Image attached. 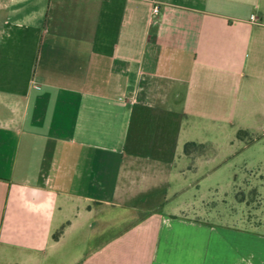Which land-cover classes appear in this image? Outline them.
<instances>
[{
	"label": "crops",
	"instance_id": "obj_1",
	"mask_svg": "<svg viewBox=\"0 0 264 264\" xmlns=\"http://www.w3.org/2000/svg\"><path fill=\"white\" fill-rule=\"evenodd\" d=\"M157 1L0 0V264H264V0Z\"/></svg>",
	"mask_w": 264,
	"mask_h": 264
},
{
	"label": "rangeland",
	"instance_id": "obj_2",
	"mask_svg": "<svg viewBox=\"0 0 264 264\" xmlns=\"http://www.w3.org/2000/svg\"><path fill=\"white\" fill-rule=\"evenodd\" d=\"M235 165L236 171L233 174H236L237 184L239 185L242 184V181L244 180L243 177L245 175V172L243 170H239L242 163L240 165L235 162ZM211 181H214V183L204 181L201 184V198L205 201L201 204L202 207H204L207 216H209V218L214 221H222L231 224L233 223L237 226H247V222L242 220V216L246 215L247 217L248 215V211H246L245 209L246 205H243L239 201H237V197L241 195L240 197L242 200L247 201L249 204H256V202H258V199L256 197V189L252 185H248V190H246L245 192L242 191L240 193H233L235 189L231 184L232 179L230 180V178L225 175ZM211 186L216 187V189L209 190L208 188ZM256 214L257 217H255V222L252 223V225L249 227L255 228L259 232L264 233V206L262 207V209H259ZM122 227L123 225L120 226V228ZM118 228L119 227H114L113 229L114 231H116ZM108 236L109 234H105V240L106 238H108ZM74 239L75 236L70 237L69 239L67 238V241L64 242L63 245L58 249L64 252L73 251L76 255L78 254V252L80 253L81 251L86 249V244L80 243L79 240L75 241ZM99 240L100 238L98 237L96 238V240L87 243V249L93 248Z\"/></svg>",
	"mask_w": 264,
	"mask_h": 264
},
{
	"label": "built area",
	"instance_id": "obj_3",
	"mask_svg": "<svg viewBox=\"0 0 264 264\" xmlns=\"http://www.w3.org/2000/svg\"><path fill=\"white\" fill-rule=\"evenodd\" d=\"M147 1H149V2H151L152 3V5H153V8H152V13L154 14V15H156L157 13H158V11H159V2L157 1V0H147ZM250 20L251 21H256L257 20V18L255 17V16H251L250 17Z\"/></svg>",
	"mask_w": 264,
	"mask_h": 264
},
{
	"label": "trees",
	"instance_id": "obj_4",
	"mask_svg": "<svg viewBox=\"0 0 264 264\" xmlns=\"http://www.w3.org/2000/svg\"><path fill=\"white\" fill-rule=\"evenodd\" d=\"M239 136H241V132H240Z\"/></svg>",
	"mask_w": 264,
	"mask_h": 264
}]
</instances>
